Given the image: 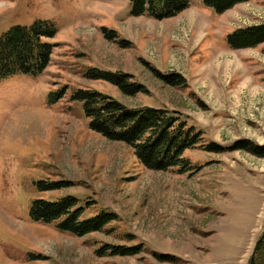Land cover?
Returning <instances> with one entry per match:
<instances>
[{"label": "rangeland", "instance_id": "rangeland-1", "mask_svg": "<svg viewBox=\"0 0 264 264\" xmlns=\"http://www.w3.org/2000/svg\"><path fill=\"white\" fill-rule=\"evenodd\" d=\"M131 11L129 0H0V38L37 22L57 28L45 40L53 50L42 74L0 82V264H264V253L255 254L264 156L208 150L242 141L264 149V44L235 50L227 42L239 29L264 26V0L222 15L191 0L165 20ZM93 70L129 75L145 92L127 96L88 78ZM80 90L180 114L201 135L184 154L192 169L149 170L133 148L93 131L73 100ZM42 182L63 188L44 191ZM68 196L86 208L84 218L117 220L83 237L32 220L36 200ZM106 246L141 252L99 256Z\"/></svg>", "mask_w": 264, "mask_h": 264}, {"label": "trees", "instance_id": "trees-1", "mask_svg": "<svg viewBox=\"0 0 264 264\" xmlns=\"http://www.w3.org/2000/svg\"><path fill=\"white\" fill-rule=\"evenodd\" d=\"M129 1L133 17L150 16L156 20L177 17L191 6V0ZM250 1L205 0V4L218 15H222L237 5ZM56 34L57 28L52 23L37 22L31 27H14L0 38V82L17 75L42 74L50 64L53 50V46L45 40L54 38ZM227 42L235 50L262 45L264 26L239 29L227 37ZM155 73L172 87L186 86V80L179 75L162 76L156 71ZM88 78L111 83L127 96L145 92L142 86L131 82V76L122 73L93 70L88 74ZM73 100L83 104L93 131L112 142L123 143L133 148L139 161L147 169L165 172L178 168L181 173L192 169L184 154L201 142V135L195 127L182 120L180 114L154 107L129 108L97 91L80 90L74 95ZM208 150L216 153L244 150L260 157L264 156L263 148L254 147L244 141L228 149L213 145ZM40 188L44 191H56L63 188V184L42 182ZM85 212L86 208L80 205L79 199L68 196L56 202L36 200L32 205L31 218L47 224L58 222L59 230L78 237L100 233L117 220L116 215L110 213L84 218ZM110 250L113 256L121 257L134 256L141 252L138 248L106 246L98 254L106 256ZM262 252L264 253V234L256 246L255 254ZM251 264L256 262L252 260Z\"/></svg>", "mask_w": 264, "mask_h": 264}, {"label": "bare ground", "instance_id": "bare-ground-1", "mask_svg": "<svg viewBox=\"0 0 264 264\" xmlns=\"http://www.w3.org/2000/svg\"><path fill=\"white\" fill-rule=\"evenodd\" d=\"M12 226V225H11ZM14 226V225H13ZM22 226V225H21ZM16 227H18L17 225H16ZM20 227V226H19Z\"/></svg>", "mask_w": 264, "mask_h": 264}]
</instances>
